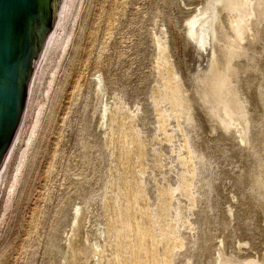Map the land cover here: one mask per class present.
Returning a JSON list of instances; mask_svg holds the SVG:
<instances>
[{
	"label": "rangeland",
	"instance_id": "1",
	"mask_svg": "<svg viewBox=\"0 0 264 264\" xmlns=\"http://www.w3.org/2000/svg\"><path fill=\"white\" fill-rule=\"evenodd\" d=\"M65 1L0 167V264H209L222 241L228 253L261 256L264 213L250 176L264 159V39L256 70L239 76L253 126L241 151L196 94L212 46L220 52L215 39L200 49L185 37L205 0ZM226 12L219 21L231 33ZM178 87L193 121L176 106Z\"/></svg>",
	"mask_w": 264,
	"mask_h": 264
},
{
	"label": "bare ground",
	"instance_id": "2",
	"mask_svg": "<svg viewBox=\"0 0 264 264\" xmlns=\"http://www.w3.org/2000/svg\"><path fill=\"white\" fill-rule=\"evenodd\" d=\"M67 1L68 0H66L65 2L67 3ZM217 2H219V0H205L204 3L193 9L185 20V30L187 35L190 37V39L193 40V42L195 43V46L200 49L204 48L206 44L209 42L211 38V32L213 33V36H215L214 39L218 41V46L220 47V52L222 56H220L218 60L216 59L215 62H213L216 46L215 45L212 46L213 52L211 51L212 55L210 57V63L208 62L209 63L208 68L205 69L203 74L197 76L195 80L196 83L195 88L197 91L196 94L200 99L203 100L202 101L203 104L201 105H204L203 111L206 114L207 120L209 121V123H211L212 128L214 130H218V129L221 130V132L227 135V137L228 136L233 137L234 134H237L236 135L237 136L236 141L238 143L237 145H239V147L242 148L241 149L242 151L243 148L245 149L250 145L249 137L251 135L250 133L253 126L246 103L242 98L241 91L239 92V85H240L239 76H241V74L246 69L256 70L257 68L256 67L257 65H255L254 62L256 60V55L254 54V47L257 42L264 39V21L262 20L261 22L254 20L256 18H254L253 16L259 14V16H261L262 18L264 17V0H220L221 3L223 2V7L227 11L226 13H228V25H229V29H231V33L226 29L227 26H225L223 21H219L221 15L218 13ZM70 3L73 5V2ZM65 7L66 6L62 7L60 14H59L60 8L57 12V17L58 15L60 17L58 21L56 19L55 28L58 26V24L59 25L62 24L61 22L63 21L62 19H64V17L65 18L67 17L64 16L66 14H63ZM261 17H259V19H261ZM252 18L254 19L252 20ZM215 22H216L215 25H217L218 22H221L219 24L221 27V34H222L221 38L218 37L219 33L217 29L219 28V25L215 26L214 25ZM54 30L48 37L43 52L44 54H47L45 53L46 50L47 51L49 49L53 50L51 49V44L53 43V41L56 42L57 40H59L57 39L55 41ZM261 54L264 55V49L262 50ZM239 56H242L239 65L238 66L235 64L233 65L232 62L233 59ZM245 62H247L248 64ZM235 71L237 75L234 78L232 75H234ZM263 81H264V74L262 75V82ZM203 85L208 87L204 89ZM96 87L101 92L102 87H101V79L99 75L96 76ZM258 96L262 103L261 111H262V120L264 122V92L259 90ZM175 98H176L175 103L178 110L182 113H185L189 121H193L194 102L191 100L189 95L186 94L181 89H179L178 87V89L176 88ZM104 104L105 105L102 106V110L100 112L101 120L107 118L108 115L107 114L108 105L105 102ZM253 132H255V130ZM261 135H262L261 142L263 145V151L261 152V156H262L264 152V126L262 127ZM16 139H14L10 150H13L12 147ZM250 183L253 189L252 191H254V193L256 194L255 203L264 213V159H261L259 163L253 168V173L250 176ZM80 213L81 212H79V207L74 208L73 220L71 224L73 229H75L76 225H78L76 223L79 216L81 215ZM205 244H206V248L208 249L210 245L209 239L206 240ZM89 245L90 244H88V246ZM221 245L222 246L218 248L213 261L210 262L209 264H264V253L261 254V256L256 254L247 257H239L235 255V253L233 254V252L230 253L226 252L223 241L221 242ZM94 255L95 257L97 256L99 257V252L95 250Z\"/></svg>",
	"mask_w": 264,
	"mask_h": 264
},
{
	"label": "water",
	"instance_id": "3",
	"mask_svg": "<svg viewBox=\"0 0 264 264\" xmlns=\"http://www.w3.org/2000/svg\"><path fill=\"white\" fill-rule=\"evenodd\" d=\"M61 4L62 0H0V167L22 124L30 90ZM217 6L221 14L225 10L223 2L219 0ZM184 33L193 42L185 26ZM214 37L211 32L210 41ZM214 53L213 62L221 56L217 47Z\"/></svg>",
	"mask_w": 264,
	"mask_h": 264
}]
</instances>
